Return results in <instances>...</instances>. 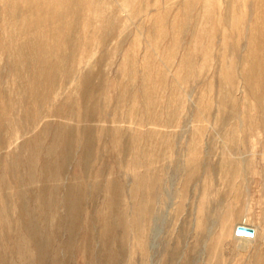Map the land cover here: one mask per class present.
I'll return each instance as SVG.
<instances>
[{
  "label": "rangeland",
  "instance_id": "obj_1",
  "mask_svg": "<svg viewBox=\"0 0 264 264\" xmlns=\"http://www.w3.org/2000/svg\"><path fill=\"white\" fill-rule=\"evenodd\" d=\"M0 264H264V0H0Z\"/></svg>",
  "mask_w": 264,
  "mask_h": 264
},
{
  "label": "bare ground",
  "instance_id": "obj_2",
  "mask_svg": "<svg viewBox=\"0 0 264 264\" xmlns=\"http://www.w3.org/2000/svg\"><path fill=\"white\" fill-rule=\"evenodd\" d=\"M49 7V6H48ZM61 16V15H60ZM58 20H60V19H58ZM34 30H38L37 28H35ZM38 41V40H37ZM28 42H31V39L28 41ZM38 42H36L35 44H29L28 45V47H27V49H28V52L26 53L28 56L27 57H31L32 56V51H34V48H35V51L36 50H38ZM47 48V47H46ZM36 55H38V53L36 54ZM45 57V59H46V55L44 56ZM28 60V59H27ZM29 60H30V58H29ZM32 61V60H31ZM35 63V62H34ZM59 66V65H58ZM30 67V66H29ZM34 67V66H33ZM26 70V69H25ZM39 70V69H38ZM38 70L37 69H32V71H31V75H29L30 76V81L31 82H29L30 84L31 83H33L34 84V86H39L38 85V78L40 77H38L37 76V74H38ZM42 70V69H41ZM41 70H39L40 72H41ZM27 72V71H26ZM20 73H22V72H19V74ZM27 75H28V73H26ZM19 76V75H18ZM25 77V76H24ZM23 77V78H24ZM38 77V78H37ZM27 83V82H26ZM25 83V84H26ZM28 83V84H29ZM86 83V82H85ZM40 84V83H39ZM52 84V83H51ZM27 86V85H26ZM91 86V85H90ZM20 87V86H19ZM28 87V86H27ZM26 87V88H27ZM40 87H41V85H40ZM83 87V86H82ZM88 87V86H87ZM25 88V87H24ZM31 88V87H30ZM33 89H34V87H32ZM38 89V88H37ZM21 90H22V88H21ZM27 90V89H26ZM34 91V90H33ZM83 91V90H82ZM81 91V92H82ZM84 92V91H83ZM27 93V92H26ZM36 93V92H35ZM21 94V93H20ZM29 95V94H28ZM40 96V95H39ZM38 94H37V101H38ZM21 97V96H20ZM30 97V96H29ZM33 98V97H32ZM44 99V98H43ZM34 100V99H33ZM85 100V99H84ZM35 101H36V99H35ZM86 101V100H85ZM40 102V101H39ZM84 102V101H83ZM145 102V101H144ZM34 103V102H33ZM38 103V102H37ZM38 104H41V103H38ZM146 105H147V103H146ZM36 106V105H35ZM41 106V105H40ZM39 106V107H40ZM35 109V108H34ZM33 109V110H34ZM41 109V108H40ZM37 110V109H36ZM41 112V111H40ZM31 113H32V110H31ZM36 113V112H35ZM32 115L34 116V113H32ZM39 115H40V113H39ZM32 119V118H31ZM37 120V119H36ZM32 121H33V119H32ZM35 124V123H34ZM15 128V127H14ZM9 129H10V127H9ZM44 132V131H43ZM59 135V134H58ZM61 136V135H60ZM35 138V137H34ZM38 138V137H37ZM71 138V137H70ZM57 141H59V140H57ZM33 144H35V143H33ZM39 145V144H38ZM34 146V145H33ZM51 146V145H50ZM36 150V149H35ZM49 152V151H48ZM30 153V152H29ZM47 154V153H46ZM147 154V153H146ZM31 155V154H30ZM31 157V156H30ZM139 165V164H138ZM187 165V164H186ZM34 169V168H33ZM139 169V168H138ZM154 173V172H153ZM137 174V173H136ZM140 175V174H139ZM137 178V177H136ZM143 178V177H142ZM138 179V178H137ZM163 184V183H162ZM158 187V186H157ZM146 210V209H145ZM72 219H73V217H72ZM238 227H241L242 229H244V230H249V231H252L253 233L252 234H249V233H239L238 231H237V229H238ZM252 226H250V225H247L245 222L243 223H241L240 225H238V226H236L234 229H235V234H236V236H238V235H241V237L243 238V241L242 242H245V243H248L249 241L247 240V239H251V238H253V236L255 237V234H256V229H253V228H251ZM234 232V231H233ZM241 238V239H242ZM121 244V243H120ZM106 255V254H105ZM110 259V258H109ZM107 260V259H106ZM94 262V261H93ZM96 263V262H95Z\"/></svg>",
  "mask_w": 264,
  "mask_h": 264
},
{
  "label": "water",
  "instance_id": "obj_3",
  "mask_svg": "<svg viewBox=\"0 0 264 264\" xmlns=\"http://www.w3.org/2000/svg\"><path fill=\"white\" fill-rule=\"evenodd\" d=\"M237 231L239 232V233H249V234H252L253 232L252 231H249V230H244V229H242L241 227H238V229H237Z\"/></svg>",
  "mask_w": 264,
  "mask_h": 264
},
{
  "label": "crops",
  "instance_id": "obj_4",
  "mask_svg": "<svg viewBox=\"0 0 264 264\" xmlns=\"http://www.w3.org/2000/svg\"><path fill=\"white\" fill-rule=\"evenodd\" d=\"M251 228H253V226H252ZM253 229H255V228H253ZM253 237H254V236H253ZM248 240H250V239H248Z\"/></svg>",
  "mask_w": 264,
  "mask_h": 264
}]
</instances>
